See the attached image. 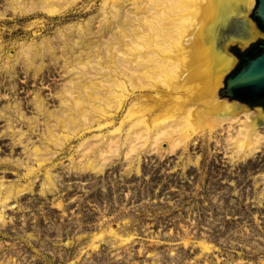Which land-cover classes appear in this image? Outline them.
<instances>
[{"label":"rangeland","instance_id":"1","mask_svg":"<svg viewBox=\"0 0 264 264\" xmlns=\"http://www.w3.org/2000/svg\"><path fill=\"white\" fill-rule=\"evenodd\" d=\"M105 1L49 15L31 10L35 0H0V203L10 195L0 264H264V149L230 160L236 129L229 138L203 127L170 150L175 103L149 88L127 86L120 108L103 105L93 121L90 108L78 115L83 88L72 79L98 71L89 54L104 59Z\"/></svg>","mask_w":264,"mask_h":264},{"label":"bare ground","instance_id":"2","mask_svg":"<svg viewBox=\"0 0 264 264\" xmlns=\"http://www.w3.org/2000/svg\"><path fill=\"white\" fill-rule=\"evenodd\" d=\"M108 1L98 13L108 26L104 31L111 34L104 47V59L102 61L98 53L92 51L85 61L95 64L98 71L72 79L83 88L80 99L75 101L78 115L90 108L93 114L86 111L83 117L85 121H93L96 114L104 115L103 105L120 108L124 95L128 96L127 86L132 91L149 88L166 93L175 103L174 113H171L173 120H167L165 126L170 150L186 140L191 130L197 132L203 127L226 131L229 138L236 129V137L228 138L230 160L249 159L264 149L262 112L244 107L236 100L228 103L216 97L223 77L236 64L228 51L230 44L238 43L239 49L244 51L263 37L249 19L255 0H110L111 6ZM74 2L35 0L31 10L56 15ZM109 9L112 20L106 16ZM75 27L84 33L80 26ZM223 31L227 32L225 40ZM91 46L86 47L92 50ZM72 119L69 118L70 123H74ZM60 122L65 126L63 120ZM144 125V119H139L137 129L147 132ZM161 130V127L153 130L154 143L160 142L157 140ZM174 135L178 138L172 140ZM127 143L131 145L134 141L129 138ZM33 153L39 154L37 150ZM96 162H90L88 168L96 169ZM47 182L52 183L50 179ZM27 189L24 186L17 194ZM9 196L0 204H5Z\"/></svg>","mask_w":264,"mask_h":264},{"label":"water","instance_id":"3","mask_svg":"<svg viewBox=\"0 0 264 264\" xmlns=\"http://www.w3.org/2000/svg\"><path fill=\"white\" fill-rule=\"evenodd\" d=\"M252 17L264 29V0L257 1V7ZM255 25L259 30L256 23ZM259 31L261 32V30ZM255 43L249 45L244 51L238 48L237 50L243 53ZM231 55L240 62L235 55ZM217 96L218 99L236 100L244 105L264 98V47L263 52L256 58H243L241 66L225 80L224 88L218 92Z\"/></svg>","mask_w":264,"mask_h":264},{"label":"trees","instance_id":"4","mask_svg":"<svg viewBox=\"0 0 264 264\" xmlns=\"http://www.w3.org/2000/svg\"><path fill=\"white\" fill-rule=\"evenodd\" d=\"M252 20L257 24L259 30H261L262 32H264V29L260 26V24L258 23V21L254 20L253 17H252ZM263 47H264V41H258L257 43H255L254 45H252L248 50H246L243 53H240L236 49V51H234L233 53H234V55L240 61V63L238 65V67L236 68V70L241 66L242 61H243V58H248V59H254V58H256L257 56H259L263 52Z\"/></svg>","mask_w":264,"mask_h":264},{"label":"flooded vegetation","instance_id":"5","mask_svg":"<svg viewBox=\"0 0 264 264\" xmlns=\"http://www.w3.org/2000/svg\"><path fill=\"white\" fill-rule=\"evenodd\" d=\"M240 63V62H239ZM244 105V104H242ZM250 107L251 109H259L260 111H262L263 117H264V98H261L255 102H252L250 104H245V106Z\"/></svg>","mask_w":264,"mask_h":264}]
</instances>
